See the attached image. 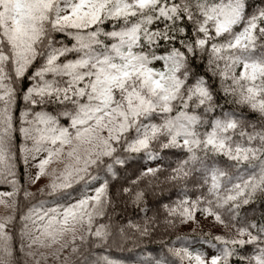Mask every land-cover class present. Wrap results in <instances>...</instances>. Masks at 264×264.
Returning a JSON list of instances; mask_svg holds the SVG:
<instances>
[{"label": "snow or ice", "instance_id": "snow-or-ice-1", "mask_svg": "<svg viewBox=\"0 0 264 264\" xmlns=\"http://www.w3.org/2000/svg\"><path fill=\"white\" fill-rule=\"evenodd\" d=\"M198 63L204 74L194 70ZM25 80L29 86L21 93ZM217 91L257 114L260 124H246L235 111L216 114ZM18 97L24 102L19 113ZM165 150L184 154L167 179L190 182L200 192L169 214L187 223L201 212L225 232L206 241L216 254L171 248L163 264L169 254L180 264H233L235 256L240 264H264V221L241 216L264 195V0H0V184L12 188L0 192V204L17 207L21 159L27 166L42 157L33 183L51 163H63L39 191L68 200L75 184L98 179L90 170L106 159L115 174V166L136 155L158 160ZM160 171L147 168L141 176ZM33 195L23 190L24 198ZM134 197L139 203L143 192ZM110 205L107 181L94 195L63 205L40 201L23 215L21 247L25 240L29 249L60 244L51 253L59 258L67 247L61 239L70 232L75 254L78 228L81 241L107 242L110 226L96 221ZM13 220L0 218V264H14ZM129 226L150 234L146 225Z\"/></svg>", "mask_w": 264, "mask_h": 264}, {"label": "trees", "instance_id": "trees-1", "mask_svg": "<svg viewBox=\"0 0 264 264\" xmlns=\"http://www.w3.org/2000/svg\"><path fill=\"white\" fill-rule=\"evenodd\" d=\"M255 2L258 4L259 0H255ZM58 39L70 43L63 36H59ZM193 67L196 72L204 74L203 64H194ZM27 86H29L27 80L21 83V93ZM213 87L218 89V81L214 83ZM216 97L217 103L220 105L216 114H219L221 109L225 112L235 111L245 117L246 124H260L257 114L248 112L247 109L238 108L218 91ZM23 108L24 102L18 97L17 113ZM36 110L39 111V107ZM48 111H52V108L49 107ZM16 144L18 147L23 144V138L19 134H17ZM183 158L184 154L179 150H165L160 153L158 160H150L143 154L136 155L129 159L126 165L115 166V174L107 171L106 164L111 162L107 159L104 165L93 167L90 171L92 175L98 177L94 185L107 181L108 195L111 198V205L108 207L106 215L99 218L96 224L109 225L111 236L104 243L95 237H86L83 241L76 239L75 246L79 251L75 254L72 253L70 245L59 258V262L55 264H106L105 258L112 261L113 264H146L150 259L159 258L163 264L165 253L171 248L187 247L190 251L198 253L203 252L200 250L201 247L207 246L216 252L211 243L206 241L210 239L209 234L223 235L225 230L215 224L213 218L204 223L190 224L189 222L181 223L178 215L169 214V209L175 208L180 200L185 198L195 200L200 194L197 187L190 182L174 183L167 179L171 169ZM147 168H160L161 171L156 176L142 177L141 173ZM17 179L21 185V192L16 197L17 207L15 211L11 212L14 220L9 229L15 238L14 264H30L26 258L25 247H21L19 237L24 225V213L40 201H60L64 198H50L41 194L40 189L29 191L25 164L22 159L17 162ZM137 180L138 183L133 184V181ZM92 184V181L89 184H85L83 181L75 184L72 189L68 190L71 193L70 197L77 198L84 191L85 186L91 187ZM6 186L10 185L0 184V187ZM45 188L46 186L42 189ZM124 188H129L132 192L125 193L123 192ZM25 189L34 195L27 199L24 198L23 190ZM137 191L143 192V198L139 203H133L134 193ZM241 216L256 222L264 221V195L258 194L252 203L242 209ZM170 221L171 223H169ZM129 225L141 227L146 225L150 234L142 236ZM173 261L180 264L178 257L169 254V264H172ZM232 261L233 264H240V257L235 256Z\"/></svg>", "mask_w": 264, "mask_h": 264}, {"label": "rangeland", "instance_id": "rangeland-1", "mask_svg": "<svg viewBox=\"0 0 264 264\" xmlns=\"http://www.w3.org/2000/svg\"><path fill=\"white\" fill-rule=\"evenodd\" d=\"M157 66H159V65H157ZM41 158L42 157H39L34 161L30 160L29 163L27 164V166H25L26 175H27V185H28L29 191L44 188L48 183H50L51 179H53V177L51 175L53 170H55L57 174L63 170V167H64L63 163L53 162L49 166H47V174H45L44 176H41L39 180H36L35 183H33L32 178L36 176L37 171H38V169L35 167V165L39 163ZM97 180L92 181L93 184L91 185V187L85 186L84 191L82 193H80V195L77 198L70 197V199H68V200L61 199L59 201L60 204L63 205V204H66L67 202H69V200L74 201L76 199H79L84 194L94 195L95 188H97L103 184V183H98L95 186L94 184H96ZM11 191H12L11 186L0 187V192H11ZM5 199H8L9 203H11V200L9 198H5ZM56 202H57V200L46 202V206H56ZM11 212H12L11 208L6 207L3 204H0V218L11 215ZM211 218L212 217H205V215L203 213L196 212L195 213V219L193 221H188V222L190 224L204 223V222L210 220ZM31 227H32V225L29 224V228H31ZM82 235H84L83 230L78 228L77 232H76L77 239H79V237ZM71 243H72V233L69 232V233H66L63 236V238L61 239V244L67 245V247L61 252L59 258L62 256L64 251L71 245ZM24 245H25L24 247H25L26 258L30 264H37V261H39V264H55V263L59 262V258L54 259L51 255V253L53 251H55L56 249L60 248V244L54 245L52 248H47V249H45V248L29 249L26 246L27 241L25 240ZM200 250L205 252V254L208 256L216 254V252L214 250L210 249L207 246L201 247ZM30 252L44 253L47 256V259H40L39 255H35V256L29 255Z\"/></svg>", "mask_w": 264, "mask_h": 264}]
</instances>
